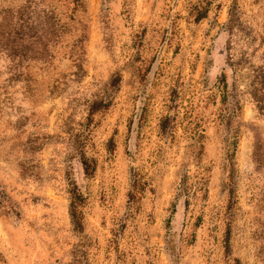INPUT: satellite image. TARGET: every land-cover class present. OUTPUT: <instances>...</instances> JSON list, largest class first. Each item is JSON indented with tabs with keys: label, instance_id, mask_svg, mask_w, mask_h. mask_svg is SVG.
Returning <instances> with one entry per match:
<instances>
[{
	"label": "rangeland",
	"instance_id": "374dc122",
	"mask_svg": "<svg viewBox=\"0 0 264 264\" xmlns=\"http://www.w3.org/2000/svg\"><path fill=\"white\" fill-rule=\"evenodd\" d=\"M0 264H264V0H0Z\"/></svg>",
	"mask_w": 264,
	"mask_h": 264
},
{
	"label": "trees",
	"instance_id": "16d2710c",
	"mask_svg": "<svg viewBox=\"0 0 264 264\" xmlns=\"http://www.w3.org/2000/svg\"><path fill=\"white\" fill-rule=\"evenodd\" d=\"M83 164L85 166V168H84L85 172L87 174H89V166H88V164L85 161H83ZM71 194H72L71 216H72L73 220H75V224L79 225V222H78V219H77V212H76L77 207H76V204L78 202H80L82 198H81V195L80 194H76L75 191H71Z\"/></svg>",
	"mask_w": 264,
	"mask_h": 264
}]
</instances>
